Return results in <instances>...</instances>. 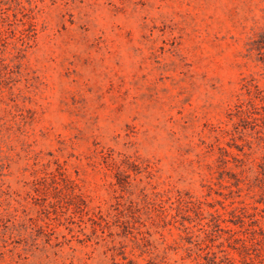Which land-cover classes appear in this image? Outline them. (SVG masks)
Here are the masks:
<instances>
[{"label": "rangeland", "instance_id": "obj_1", "mask_svg": "<svg viewBox=\"0 0 264 264\" xmlns=\"http://www.w3.org/2000/svg\"><path fill=\"white\" fill-rule=\"evenodd\" d=\"M0 264H264V0H0Z\"/></svg>", "mask_w": 264, "mask_h": 264}]
</instances>
